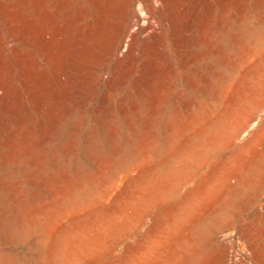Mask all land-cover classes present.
<instances>
[{
    "label": "rangeland",
    "instance_id": "1",
    "mask_svg": "<svg viewBox=\"0 0 264 264\" xmlns=\"http://www.w3.org/2000/svg\"><path fill=\"white\" fill-rule=\"evenodd\" d=\"M0 264H264V0H0Z\"/></svg>",
    "mask_w": 264,
    "mask_h": 264
}]
</instances>
